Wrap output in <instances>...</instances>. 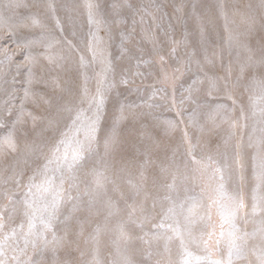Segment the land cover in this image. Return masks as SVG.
I'll use <instances>...</instances> for the list:
<instances>
[{
  "label": "snow or ice",
  "instance_id": "1",
  "mask_svg": "<svg viewBox=\"0 0 264 264\" xmlns=\"http://www.w3.org/2000/svg\"><path fill=\"white\" fill-rule=\"evenodd\" d=\"M0 264H264V0H0Z\"/></svg>",
  "mask_w": 264,
  "mask_h": 264
},
{
  "label": "rangeland",
  "instance_id": "2",
  "mask_svg": "<svg viewBox=\"0 0 264 264\" xmlns=\"http://www.w3.org/2000/svg\"><path fill=\"white\" fill-rule=\"evenodd\" d=\"M69 2H75V0H69ZM81 2H82V0H81ZM206 2L207 3H213L214 2V0H206ZM221 23H222V21H221ZM101 35H103V33H101ZM177 39H179L180 37L179 36H177L176 37ZM149 47H150V45H148ZM246 98V97H245ZM171 113H168V112H165L164 113V118H171Z\"/></svg>",
  "mask_w": 264,
  "mask_h": 264
}]
</instances>
